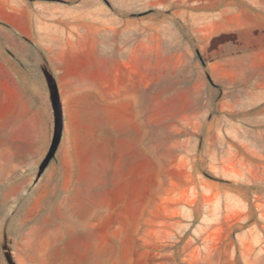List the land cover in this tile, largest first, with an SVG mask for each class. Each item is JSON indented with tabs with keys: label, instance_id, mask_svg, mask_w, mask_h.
<instances>
[{
	"label": "rangeland",
	"instance_id": "1",
	"mask_svg": "<svg viewBox=\"0 0 264 264\" xmlns=\"http://www.w3.org/2000/svg\"><path fill=\"white\" fill-rule=\"evenodd\" d=\"M5 254L264 264V0H0Z\"/></svg>",
	"mask_w": 264,
	"mask_h": 264
},
{
	"label": "water",
	"instance_id": "2",
	"mask_svg": "<svg viewBox=\"0 0 264 264\" xmlns=\"http://www.w3.org/2000/svg\"><path fill=\"white\" fill-rule=\"evenodd\" d=\"M52 103H53V108L55 112V124H54V132L53 136L48 148V151L39 164V173L48 165L49 161L52 159V157L55 154V151L58 147L60 138H61V132H62V111H61V105L60 101L57 95L56 88L54 87L52 90ZM7 261L9 264H14L12 260L10 259V256L8 254H5Z\"/></svg>",
	"mask_w": 264,
	"mask_h": 264
}]
</instances>
